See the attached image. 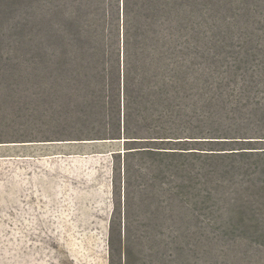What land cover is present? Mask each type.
Listing matches in <instances>:
<instances>
[{"label":"rangeland","instance_id":"obj_1","mask_svg":"<svg viewBox=\"0 0 264 264\" xmlns=\"http://www.w3.org/2000/svg\"><path fill=\"white\" fill-rule=\"evenodd\" d=\"M120 1L0 0V264H264V0H131L128 122L176 138L128 145L55 71L70 15L121 47Z\"/></svg>","mask_w":264,"mask_h":264},{"label":"trees","instance_id":"obj_2","mask_svg":"<svg viewBox=\"0 0 264 264\" xmlns=\"http://www.w3.org/2000/svg\"><path fill=\"white\" fill-rule=\"evenodd\" d=\"M120 13L123 17L124 24V36L122 39V45L119 48L115 37H112L110 41H106L103 32V20L98 19L99 23L95 21H89L83 25H78L76 17L70 15L71 22L67 23L65 27V35L62 37L64 39L63 49L64 59L60 63H57L55 71L59 73H64L66 75L67 82L78 88H85L89 90L91 87L100 98L111 99L121 105L123 102L124 117L125 121L123 123V133H120L125 140L126 144L130 142H171L174 137L173 133L168 130L157 131L155 127H146L143 125V129L150 132V136L140 137L128 122V97L129 87L133 78L130 74V66L132 53L130 55V41L128 38V29L126 28V20L129 13L132 11L131 0H121L120 1ZM138 9H142V6L138 3L135 4ZM119 8V6H118ZM138 12V11H137ZM149 16L148 31L153 34V25H155V15ZM77 24V25H76ZM91 25L90 30H88ZM140 26V25H139ZM98 27V28H97ZM98 29V30H97ZM140 29V27H139ZM142 30V29H141ZM140 36H145V32H140ZM152 40V39H151ZM140 64V60L138 61ZM140 66H138L139 71ZM137 84L139 85V106L143 113L149 114L154 109L155 91L151 83L148 84L147 77L145 75L137 73ZM168 93L169 90L167 91ZM136 93V94H138ZM168 104V103H167ZM168 109L167 106H165ZM146 138V140H143ZM125 152V159L123 163V173L124 175L129 170L128 158L133 154L132 148H127ZM136 151H146V150H136ZM126 207V203H125Z\"/></svg>","mask_w":264,"mask_h":264},{"label":"water","instance_id":"obj_3","mask_svg":"<svg viewBox=\"0 0 264 264\" xmlns=\"http://www.w3.org/2000/svg\"><path fill=\"white\" fill-rule=\"evenodd\" d=\"M125 140H127V139H125Z\"/></svg>","mask_w":264,"mask_h":264}]
</instances>
